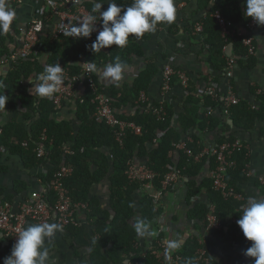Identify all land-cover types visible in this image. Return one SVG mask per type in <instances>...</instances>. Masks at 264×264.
<instances>
[{"label":"trees","instance_id":"16d2710c","mask_svg":"<svg viewBox=\"0 0 264 264\" xmlns=\"http://www.w3.org/2000/svg\"><path fill=\"white\" fill-rule=\"evenodd\" d=\"M94 2L104 4L115 2L118 6L128 7L133 0H81L82 5L90 12ZM198 8L210 9L202 20L190 25L186 32L191 34L197 23L202 25V31L198 35L207 49L206 62L211 70L226 74L231 61L234 65L251 68L254 63L253 54H249L242 43L245 36L237 34L238 26L240 24L245 26L251 19L244 16V0L243 6L239 0H198ZM216 13L233 24V36L222 37L221 29L213 17ZM42 22L44 29L53 26L50 11L43 16ZM95 38L93 34L89 38L80 39L65 35L55 41L51 35L47 38L40 35L39 44L32 54L13 63L10 61L11 49L2 48L0 59L9 61L11 66L1 78L4 88L0 89V92L4 91L9 97L6 102L9 106L14 102L20 103L29 113L24 118L30 121V125L26 128L22 124L12 122L1 127V145L11 154L19 156L25 169L32 170L39 167L46 169L45 175L40 176L39 179L47 187L44 194L51 208L56 199L55 194L49 190L54 174L62 165L72 168L73 173L65 179L64 186L74 205L85 206L86 218L93 227L94 239L87 264H124L125 261L128 264H166L158 247V243L164 238L163 233L158 234L152 243L153 249L157 251L156 255L150 252L143 255L139 249L134 222L143 220L151 225L157 216L162 215L163 208L160 203L154 205L147 193L142 192L140 196L137 194L141 183L128 180L126 175L128 162L136 159L144 160L145 166L156 175L153 181L155 188H159L160 182L169 170L173 168L181 170L186 181L185 200L190 208L187 212L189 220L204 223L207 215L206 203L215 206L216 217L221 224L228 219L238 220L239 215L242 214V203L233 199H224L221 194L211 190L208 172L214 166L213 160L204 158L195 163L184 152L176 150L174 144L184 140L186 148L191 150L193 155H198L204 148L200 135L216 130L220 134L214 146L234 142L237 139L235 133L230 132L229 122L231 121L232 126L237 130L249 131L258 122L264 121V94L257 96L256 105L239 100L237 105L228 109V116L225 118L220 97L215 93L214 96L206 93L208 87L218 83L217 77H212L210 82L205 80L206 89L203 95L199 96L194 82L187 74L179 67L170 66L174 71L170 89L179 83L185 95L183 111L177 115L167 99L169 93L161 101L139 102L141 93L147 95L153 78L159 72L155 60L149 58L146 59L145 69L130 86L100 87L95 81L97 92L94 93L88 89L83 80H80L84 92L76 101L79 127L74 131L70 122H55L51 119V115L56 112V105L47 99L37 102L29 93L26 81L31 76L41 74L44 65L56 62L66 67L72 76L77 77L81 75L82 58H86L98 68L108 63H115L117 58L123 65L128 64L133 56L143 57L140 43L147 39V35L141 38L130 36L129 43L123 48L113 45L92 52L91 44ZM227 46H231L233 51V59L230 61L224 56V49ZM44 56L47 57L45 60ZM178 72H183L187 76L185 87L181 85ZM98 94H103L109 99L119 120L134 124L141 129V133L135 135L126 131L122 144L117 143L114 130L97 121L94 116L97 107L95 98ZM127 106L136 108L135 112L131 115L121 113L120 111ZM216 112L220 115H216ZM43 135L44 141H42ZM187 139L190 141H186ZM40 146L44 147L42 157L37 155ZM67 150L70 154L66 153ZM105 150H108L109 154H106ZM231 162L232 169L227 173L226 181L231 188L239 192V186L247 180L246 151L242 149L235 152ZM204 173H207V176L203 177ZM105 180L109 184V206L114 213L112 219L110 212L103 208L98 197L91 195L93 187ZM24 190V184L19 182L15 184L16 193ZM201 193L206 195V202L192 204V199ZM3 194L4 190L0 189L1 202H8L11 197H3ZM32 224L30 222V225ZM62 229L71 232L72 235L76 232L73 225ZM220 231L221 229L208 233L209 238L219 240ZM236 233L238 236H243L239 227ZM239 243L243 250H247L252 242L239 240ZM199 248L198 238L190 236L175 254L182 258L181 264H186L189 258L192 259L193 264H204L196 256ZM10 254V246L6 249L0 248V264H3L4 258ZM208 264L216 263L210 258Z\"/></svg>","mask_w":264,"mask_h":264},{"label":"crops","instance_id":"0c3cea01","mask_svg":"<svg viewBox=\"0 0 264 264\" xmlns=\"http://www.w3.org/2000/svg\"><path fill=\"white\" fill-rule=\"evenodd\" d=\"M239 1L243 6V0ZM108 3L102 5V11L107 9ZM8 5L15 10L16 19L13 21L10 31L5 35H0V53L3 47L12 51L15 47L20 46L25 27L43 17L41 5L37 0H21L19 3ZM174 7L176 9L175 20L171 24L159 23L155 32L146 34L147 39L140 43L143 57L133 56L130 58L129 63L124 65L123 77L119 83L102 80L94 73L97 85L100 87L116 86L117 88L124 85L130 86L139 73L145 69L146 59L153 58L159 72L153 78L147 91L146 96L149 103L165 99L163 97L167 94L162 92V69L165 66H173L182 69L188 78L194 82L199 96L203 95L206 89L205 80L210 82L212 77H217L218 83L215 84L214 91L218 97L225 98L232 94L240 101L256 105L257 96L264 94V25H259L251 31L247 30L244 24H240L237 28L238 35L251 36L254 40L253 66L247 68L244 65H235L230 69V73H216L211 70L206 62L207 49L201 42V37L195 32L191 34L186 32L190 25L202 20L210 8L199 9L198 0H174ZM52 28L53 26L44 29L41 36L43 38L49 37ZM232 52V47L227 46L224 49L225 59L232 60ZM46 58L44 56V60ZM10 66L9 61L0 59V81ZM35 77L36 75L31 76L26 81L29 93L37 102L43 99L52 101L53 96L40 98L31 93L30 89L37 82ZM83 92V85L79 83L76 86L74 98L63 100L57 105L56 112L51 115V119L55 122L68 121L76 131L79 127L76 116V101L79 100ZM184 96V90L179 83L170 89L167 96L177 115L183 111ZM135 110L136 108L127 106L120 112L124 115H131ZM5 111H7L6 115L0 113V128L12 122L22 124L26 128L29 127L30 121L24 118L29 113L21 107L19 102H14L12 106L6 103ZM215 114L220 115L219 112ZM230 132H234L235 138L245 146L248 159L246 168L250 176L246 177V182L239 186V192L243 196L242 205H244L249 197L264 198V188L257 181L258 177L264 176V121L258 122L249 131H240L230 125ZM219 134L216 130L200 135L203 147L214 146ZM105 153L109 154V151L105 150ZM133 162L136 165L145 164V161L141 159H136ZM45 173L46 169L42 167L32 170L25 169L19 156L11 154L7 148L1 145L0 135V189L4 190L3 197H11L8 203L14 212H17L33 193L44 194L46 192L47 187L39 179ZM204 176H207V173H204ZM18 182L25 185V190L20 193L15 192V184ZM108 188V181L105 180L94 186L91 192V195L98 197L103 208L107 210L110 207ZM137 194L140 196L142 192L138 191ZM185 196L186 189L183 188L178 191L165 192L160 200L163 208V213L160 216L162 224L159 225V222L154 221L151 223V230L156 233L157 229L162 226L163 240L166 244L169 241L180 239V247L190 236H195L199 242L204 244L209 258L216 264H253L254 258L246 256L244 254L246 250L240 246L239 240L244 242H248V240L244 236L237 235L238 225L235 220L228 219L221 225L219 240L210 239L203 222L192 221L187 218V212L190 208ZM203 202H206L204 193L191 201L192 204ZM54 217L53 213V220ZM29 225L30 223L27 226ZM73 226L76 228L73 235L63 229L56 232L51 241L46 240L50 264H87L94 234L93 227L88 222L83 208L76 210L75 225ZM155 238L156 235L137 237V243L142 254L150 249ZM9 246V242L0 234V248L6 249ZM179 248L172 250L170 254H175ZM164 259L166 260L165 256Z\"/></svg>","mask_w":264,"mask_h":264},{"label":"built area","instance_id":"2783aa9c","mask_svg":"<svg viewBox=\"0 0 264 264\" xmlns=\"http://www.w3.org/2000/svg\"><path fill=\"white\" fill-rule=\"evenodd\" d=\"M21 0H7L8 4L19 3ZM41 5V14L44 16L48 11L51 12L52 19V32L51 38L55 41L60 40L61 37L65 36L63 33L68 32L73 26H77L81 20L91 12L87 10L81 3V0H37ZM217 24L219 25L222 37L227 38L233 36V24L226 21L221 14L216 13L214 16ZM43 18V17H42ZM258 25L251 18L245 27L247 30H254ZM97 28L99 29V23H97ZM44 30V25L42 19L36 20L23 30V41L20 46L15 47L10 55V61L16 62L19 59L29 57L34 49L39 44V37ZM202 31V25L196 24L194 27V32L199 34ZM94 36L97 32L92 33ZM148 33H145L146 35ZM244 47L247 48L249 54H254V40L251 36H245L242 40ZM86 58L81 60V75L80 77L72 76L68 69L60 64L63 68L64 83L59 88V90L54 93L52 102L54 105H59L63 100H68L74 98L75 90L77 84L80 80H83L92 92H97V87L94 79V72H90L87 69ZM85 63V64H84ZM234 62H230V69L234 67ZM174 75V71L170 66H165L162 69V92L163 94H168L170 91V81L171 77ZM181 85L186 86L187 76L183 72L177 73ZM215 86H210L207 88L206 93L210 96H214ZM223 104V113L225 118L228 116V109L231 106L237 105L239 100L232 94L225 98H220ZM97 104L95 111V118L99 122H103L108 127L112 128L115 132V140L120 145L122 144L123 138L126 131H130L135 135L141 133V129L132 123L123 122L118 119L115 110L110 105V101L103 94H98L95 98ZM139 102H147V97L144 93H141ZM254 107V106H253ZM255 108V107H254ZM162 114V111H160ZM2 129H0V135ZM45 140V136H42V141ZM190 141V140H186ZM176 150L182 151L188 158L193 159V162L198 163L204 158L212 159L214 162L213 168L208 172V177L211 180V190L221 194L224 199H233L237 202L243 201V196L240 192L231 188L226 181L227 173L232 169L231 158L235 152L245 150V146L242 145L238 140L234 142H225L219 146H208L202 149L198 155H193L191 150L187 149L185 146V141L174 144ZM70 154V151H66ZM38 157L44 155V147L40 146L37 151ZM73 173L72 168L62 165L59 170L54 174L52 181L49 184V190L55 194V202L50 207L47 197L45 194L33 193L30 198L25 201L17 212L12 210L11 205L8 202H0V234L9 242L12 249L13 245L17 240L19 232L26 228L31 222L33 224L39 223H49L52 222L60 224L62 228L67 226L75 225V214L76 210L79 208H85L83 205H74L71 202L68 190L64 186V181L70 177ZM127 178L130 182L141 183V188L139 192L147 193L153 204L157 205L160 203L162 196L168 190L178 191L182 188L185 189V179L182 175L181 170L173 168L164 176L163 180L160 182L159 188L153 187V181L156 175L149 170L145 164L136 165L133 161L128 162V168L126 172ZM246 177L250 176L245 170ZM257 181L264 188V176L258 177ZM138 193V192H137ZM195 198L192 199L195 200ZM207 215L205 219V231L210 233L212 231H219L221 229V223L216 217V209L213 204L206 203ZM54 213V220L52 214ZM160 216H157L154 221L162 224ZM235 220V219H234ZM237 222V220H235ZM158 225V226H159ZM162 226L157 229L156 236L162 233ZM200 248L196 252L198 260L204 264L209 263V256L204 248V244L199 242ZM202 245V246H201ZM160 252L165 256L167 250V244L164 240L158 243ZM152 255H156L157 251L151 246L147 251ZM146 252V253H147ZM145 253V254H146ZM143 254V255H145ZM166 264H181L182 258L176 254H169V258L163 259Z\"/></svg>","mask_w":264,"mask_h":264},{"label":"clouds","instance_id":"9594fccd","mask_svg":"<svg viewBox=\"0 0 264 264\" xmlns=\"http://www.w3.org/2000/svg\"><path fill=\"white\" fill-rule=\"evenodd\" d=\"M103 4L94 2L91 13L63 34L80 39L89 38L96 31V38L91 44L92 52L113 45L123 48L129 43L130 36L141 38L145 33L155 32L159 23L171 24L176 18L174 0H133L128 7L111 2L108 3L107 9L102 11ZM244 16L251 17L258 26L264 25V0H244ZM15 19V10L9 7L7 0H0V35L10 31ZM86 64L88 71L96 73L102 80L118 84L123 77L125 66L118 58L115 63H108L102 69L92 62ZM35 79L37 82L30 89L31 93L40 98H50L64 83L63 68L57 62L44 65L43 72ZM3 88V82L0 81V89ZM8 99L4 91L0 92V113L5 115ZM241 208L242 214L236 223L243 236L252 242L244 254L254 258L253 264H264V198L249 197ZM62 230L60 224L47 222L23 228L17 236L10 256L4 258L3 264H50L46 240L51 241L56 232ZM134 230L140 238L156 235L151 230V225L143 220L134 222ZM180 246V239L167 242L165 258H169L170 252ZM125 262L127 264V261ZM186 264H193L192 259L186 260Z\"/></svg>","mask_w":264,"mask_h":264},{"label":"water","instance_id":"95a60500","mask_svg":"<svg viewBox=\"0 0 264 264\" xmlns=\"http://www.w3.org/2000/svg\"><path fill=\"white\" fill-rule=\"evenodd\" d=\"M229 124H230V125H232L231 121L229 122ZM108 210H109V212H110V214H111V219H112V218H113V216H114V213L111 211L110 207H109V209H108Z\"/></svg>","mask_w":264,"mask_h":264}]
</instances>
